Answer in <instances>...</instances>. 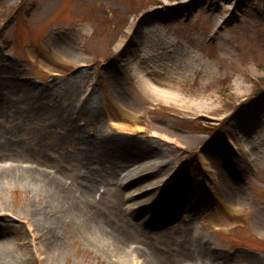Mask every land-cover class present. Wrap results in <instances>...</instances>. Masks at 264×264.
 I'll list each match as a JSON object with an SVG mask.
<instances>
[{"label":"rangeland","instance_id":"rangeland-1","mask_svg":"<svg viewBox=\"0 0 264 264\" xmlns=\"http://www.w3.org/2000/svg\"><path fill=\"white\" fill-rule=\"evenodd\" d=\"M196 1L0 0V95L18 98L9 92L14 91L11 79L27 82L43 91L41 105L59 107L60 117V123L43 126L28 116L29 103L24 102L17 106L24 116L27 114L26 123L16 109L11 118L3 113L9 114L11 106L0 111V130L10 128L7 141H13L7 149V145H0V162L56 172L68 183H74L80 181L85 170L84 157L93 156L96 160L101 154L96 148L102 143L97 141L99 137L116 133L113 125L140 127L137 137L145 134L146 139L158 129L162 135L150 140H156V149L162 152L156 158L161 165L149 175L139 173L123 178L128 167L118 159L117 178H110L101 188V197H90V205L100 210L103 221L122 223L126 219L131 243L148 246L153 258L164 264H264V163L255 154L254 146L242 142L241 138L248 139L243 134L246 130L233 132L229 126L231 122L242 124L241 119L247 124V114L251 122L256 121L254 126L259 131L253 135H260L264 149V113L257 104L264 97V0H235L230 4L233 8L229 17H225L224 24V17L221 18L216 30L211 11L218 12L221 2L211 7L207 3L192 15L167 23L157 19L151 22L172 34L178 46H196L201 35L202 52L214 49L221 56L222 51L228 50L226 56H221L219 68L215 58L211 60L218 79L206 88L213 93L211 110H200L199 99L176 102L146 97L140 83L124 72L125 64L133 60L127 50L137 36L133 25L144 16L135 27L139 30L143 26V20L153 13L147 8H157L165 2L183 5ZM230 51L234 58L229 57ZM116 55H121L119 60ZM77 71L84 74L73 78V84H61L68 79L64 73L71 77ZM53 73L60 74L56 89L50 82ZM185 81L190 88H197V81L192 87L190 79ZM66 128L75 141L56 135ZM105 144L107 158L122 155L115 143ZM208 154L213 162H226L223 170L227 180L219 183L210 175L204 159ZM91 165L102 168L97 160ZM164 177L172 184L163 196L173 187L184 197V204L151 208L149 200L136 205L140 208L123 211L132 200L128 196L154 187L142 186V182ZM22 184H1L0 205L21 211L31 220L27 207H42L43 198L35 193L38 187ZM143 215H149L145 223ZM11 222L18 232L4 227L1 234L16 247L31 237L29 229L35 238L33 246L21 247L20 253L26 256L17 264H143L141 256L125 263L101 253L72 224L39 232L25 221ZM189 229L196 249L187 256L180 252L183 248L177 243ZM204 246L212 252L205 251Z\"/></svg>","mask_w":264,"mask_h":264},{"label":"bare ground","instance_id":"bare-ground-1","mask_svg":"<svg viewBox=\"0 0 264 264\" xmlns=\"http://www.w3.org/2000/svg\"><path fill=\"white\" fill-rule=\"evenodd\" d=\"M234 1L235 0H197L196 2H187L183 5H180L182 4L180 2H165L159 6L157 5V8L151 5L146 11H153V13L151 12L150 15L143 20V26L139 30L135 27L144 16L133 25V29L135 28L137 36L135 40L129 42V49H127L128 55L133 56V60L125 64L126 67L124 68V72L129 77L133 78L135 82L140 83L143 95L146 97L155 100H174L176 102L199 99L197 105L200 110H211L212 101L210 99L213 98V93L206 88L218 80L216 69H214V63L211 60L215 58L219 68V63L222 62L221 56H226L225 52L228 50L222 51L220 53L221 56H219L214 49L205 54L201 51V47H203L201 35L197 38L198 43L196 46L190 44L187 46H178L172 34H168L166 31L154 26L151 22L157 19L160 22L167 23L169 20L180 19L183 16L192 15L191 12L195 9L204 7L207 3H209L211 7L221 2L216 8L218 12H215V9L211 11L215 17L216 30L221 24V18L224 17V20H222V24H224L226 21L225 17L226 19L229 17V11L233 8L230 4L235 3ZM180 6L182 8H180ZM138 12H140V10H138ZM222 31L224 32L223 28ZM228 54L229 57L234 58L232 51ZM80 60L82 61L83 59L81 58ZM165 69L167 71L166 75ZM83 74V71H77L71 73L70 77L68 74L64 73L63 76H67L68 79L63 82L61 81V84H63V86L73 84V78H80ZM59 76L60 74L58 73L52 74L50 82H52L53 89L59 86ZM187 79L192 81L191 87L195 86L193 83L197 81V88H190L185 81ZM10 82L14 91L9 92H12L14 96H19L18 98H10L11 96L6 97L0 95V111H6V109H8L7 107L11 106L13 109L9 114L3 112L9 118L13 116L15 109L17 115L24 116L23 110L18 109L17 106L18 102H24L26 104L29 103L28 116L32 119H36L39 124L50 126L53 123H60V117L58 115L59 107L57 105H41L40 99L43 93L42 90L37 91L33 85L29 86L27 82H21L18 79H11ZM8 88L10 89V87ZM46 94L47 93L44 95ZM257 104L260 106L261 112L264 113V98L260 99ZM32 113H34V115L31 117ZM239 115L241 116V114ZM26 116L27 114L24 116L23 123H26ZM245 116L244 118L246 120L248 119L247 124H244V121L241 119L242 124H234L231 122L229 125L230 129L233 132H244L242 130H246L243 134L248 139L241 138L242 142L244 145L248 144L254 146L255 150H257L255 154H259L260 160L264 163L263 140L260 135H257L258 138L253 135L259 131L257 128L256 130L254 126L256 121L253 120L251 122V117L247 114ZM49 118L52 119L50 120ZM113 118L115 117L113 116ZM248 123L251 124L249 125ZM118 125L121 128L118 129ZM118 125H113L116 133L113 134L112 137L101 135L99 137L100 139L97 140L102 142L101 145L99 147L95 145L101 152V154L97 155L96 160L101 163L102 168L94 169V167H92L91 162L95 163V157H84L85 161H83L82 165L85 170L81 173V179L78 182L68 183L62 175L56 172H45L32 166H5L0 162V185L4 183L10 184V182L15 181V183H23L22 185L35 186L39 188V190L35 192L37 193L36 195L42 194L43 198L42 207L32 209L27 207L31 215V220L25 213L21 211L17 213L11 208L8 209L5 204H1L0 233L5 232V228H7V231L13 229L15 232H18L11 222L14 219L30 223L33 229L35 230L37 227V231L39 232H45L47 229H50L49 227L53 226H56L55 229H57L59 228L58 226L62 225V227H64L65 225L72 224L75 230L79 229V232L81 231V233L94 244L93 246L96 250L108 256H112L117 262H119L120 259L126 263L128 259H132V257L137 259L141 256L143 258V264H164L153 258L152 251L148 246L144 245L145 248H143L139 244L134 245L131 243V228H129V223L126 219H123L122 223H110L109 220L103 221L100 210L90 205V197L93 198L96 194H99V197H101L103 192L101 188L105 187L111 181L110 178H117L118 168H120V163L117 161L118 159L121 158L120 160L122 163L124 162L123 165H127L128 167L123 178L139 173L149 175L156 166L161 165L156 158L157 155L162 154V152L159 153L160 149H156V140H150L158 134L162 135V133L158 132V129L155 130V133L149 134L150 139H146L145 134L142 135L143 137H137L142 128L136 127L131 129L126 124ZM8 131H11L8 127L0 130V145H8L5 149L9 147V144L13 143L12 139L7 141ZM56 135L59 139H71L75 141V139L71 137L72 133L69 128H66L63 132L57 133ZM200 139L202 138L200 137ZM137 141H140L139 145L135 143ZM105 142L115 143L120 148L119 151L122 152V155L120 157L115 155L114 158H107ZM41 148L43 147L41 146L40 150ZM248 150L251 151V149ZM207 156L208 157L204 159L207 160L206 167L210 175H212L216 181L218 180L219 183L223 182V180H227L225 179L223 170V165L225 167L226 162L223 161L222 165L220 162H213L212 158H210V154ZM88 163L90 164L88 165ZM148 178L149 176H147L146 179L148 180ZM171 184L172 181H168V177H164L160 180L158 179L157 181H148L147 183L142 182V186L147 187L154 185V187L143 194L128 196V200H132L126 205L123 211L129 208H140L136 205L145 203L149 200H152L149 205L151 208H159L160 206L162 208L164 205L165 207L169 205L177 207L184 204V197L178 194V192L176 193L173 187L168 195L163 196ZM158 202H161L159 206ZM14 212L16 214L15 216L12 215ZM218 216L219 214L216 218ZM148 218L149 215H143L142 223L147 222ZM29 231L30 234L32 231L31 237L20 241L18 247H16V244L11 242L6 235H0V264H17L18 260L23 255L26 256L24 253L23 255L20 253L22 250L21 247L29 248L35 243L33 230L29 229ZM191 232L192 229L185 230L177 243L183 248L180 252L186 253L187 256L188 254H193L196 249L193 244ZM102 243H105L106 246L101 247L102 245L100 246L99 244ZM204 249L207 252H212L205 246ZM189 250L192 251L190 252ZM184 264L189 263L186 262Z\"/></svg>","mask_w":264,"mask_h":264}]
</instances>
